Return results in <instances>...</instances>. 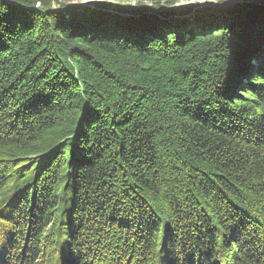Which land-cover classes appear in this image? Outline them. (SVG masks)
<instances>
[{
    "label": "trees",
    "instance_id": "1",
    "mask_svg": "<svg viewBox=\"0 0 264 264\" xmlns=\"http://www.w3.org/2000/svg\"><path fill=\"white\" fill-rule=\"evenodd\" d=\"M174 4L0 0V264H264V0Z\"/></svg>",
    "mask_w": 264,
    "mask_h": 264
},
{
    "label": "rangeland",
    "instance_id": "2",
    "mask_svg": "<svg viewBox=\"0 0 264 264\" xmlns=\"http://www.w3.org/2000/svg\"><path fill=\"white\" fill-rule=\"evenodd\" d=\"M97 1H108L112 3V9L116 10L117 4H119V0H51L53 6H57L58 2H63V3H71L72 5L75 4H82V5H95ZM219 0H189V2L181 4V5H176L174 4L173 6L175 8L182 7V8H189V14L192 12H195V10H198L200 6L202 5H209L211 3H216ZM225 1H232V0H225ZM190 16V15H189Z\"/></svg>",
    "mask_w": 264,
    "mask_h": 264
},
{
    "label": "snow or ice",
    "instance_id": "3",
    "mask_svg": "<svg viewBox=\"0 0 264 264\" xmlns=\"http://www.w3.org/2000/svg\"><path fill=\"white\" fill-rule=\"evenodd\" d=\"M119 2L124 3V4L135 5V4H138L140 2H143V3L154 2V0H119ZM187 2H189V0H175V4L177 6L184 4V3H187ZM159 3H161V4L165 3V0H159Z\"/></svg>",
    "mask_w": 264,
    "mask_h": 264
},
{
    "label": "water",
    "instance_id": "4",
    "mask_svg": "<svg viewBox=\"0 0 264 264\" xmlns=\"http://www.w3.org/2000/svg\"><path fill=\"white\" fill-rule=\"evenodd\" d=\"M237 1H241V0H237Z\"/></svg>",
    "mask_w": 264,
    "mask_h": 264
}]
</instances>
